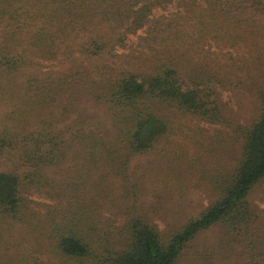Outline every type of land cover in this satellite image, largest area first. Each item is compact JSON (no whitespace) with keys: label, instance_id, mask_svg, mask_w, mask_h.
Masks as SVG:
<instances>
[{"label":"trees","instance_id":"1","mask_svg":"<svg viewBox=\"0 0 264 264\" xmlns=\"http://www.w3.org/2000/svg\"><path fill=\"white\" fill-rule=\"evenodd\" d=\"M187 169L209 200L158 225L148 172ZM263 202L264 0H0V264H181L212 226L264 264Z\"/></svg>","mask_w":264,"mask_h":264},{"label":"rangeland","instance_id":"2","mask_svg":"<svg viewBox=\"0 0 264 264\" xmlns=\"http://www.w3.org/2000/svg\"><path fill=\"white\" fill-rule=\"evenodd\" d=\"M248 97V96H246ZM248 99V98H246ZM208 132L211 130V127H206ZM208 134V133H207ZM182 143V142H180ZM188 149V154H190L191 149L189 146L184 144ZM219 155L213 157V161L217 162ZM150 159L147 156H138L131 159L130 164H136L137 166H142L150 168L148 161ZM155 164V163H152ZM187 173L184 172L187 178V184L185 186H179L175 180L174 176L169 178H164L165 171H162V174L159 171H150L148 172V178L144 184V206L147 209H151L147 201H155V196L162 193L166 196L162 203L166 202V199H169L167 203V209L160 211L159 209L154 213L155 222L158 225H164V223H176V221L181 222L189 215H193L197 212L203 205L209 200L208 192L205 190V186L199 179L198 172L193 171V169H187ZM173 174H180L179 171H174ZM184 176V177H185ZM260 207L264 211V202L260 204ZM150 215V214H149ZM164 217V218H162ZM14 235V234H13ZM3 236L8 239L9 244L11 243V233H3ZM223 241L222 231L217 226H212L211 228L201 232L197 238L191 243L192 250L188 251L184 260L181 261V264H230L234 259H227V253L225 252L223 244L219 245V242ZM11 249L12 246L8 245ZM226 254L224 258L222 255ZM194 258V261L191 259ZM202 258V259H201Z\"/></svg>","mask_w":264,"mask_h":264}]
</instances>
